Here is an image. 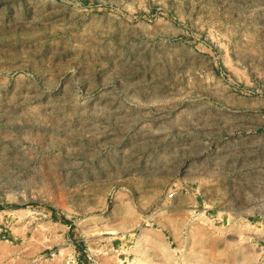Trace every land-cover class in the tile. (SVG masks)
<instances>
[{"label":"rangeland","instance_id":"obj_1","mask_svg":"<svg viewBox=\"0 0 264 264\" xmlns=\"http://www.w3.org/2000/svg\"><path fill=\"white\" fill-rule=\"evenodd\" d=\"M0 264H264V0H0Z\"/></svg>","mask_w":264,"mask_h":264}]
</instances>
